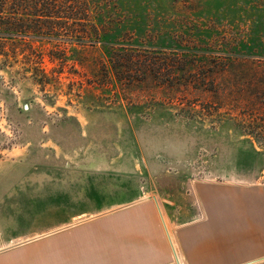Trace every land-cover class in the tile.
Segmentation results:
<instances>
[{
  "label": "rangeland",
  "instance_id": "obj_1",
  "mask_svg": "<svg viewBox=\"0 0 264 264\" xmlns=\"http://www.w3.org/2000/svg\"><path fill=\"white\" fill-rule=\"evenodd\" d=\"M89 1L0 55V250L149 196L173 230L201 181L264 183V0ZM69 233L32 264H70Z\"/></svg>",
  "mask_w": 264,
  "mask_h": 264
},
{
  "label": "crops",
  "instance_id": "obj_2",
  "mask_svg": "<svg viewBox=\"0 0 264 264\" xmlns=\"http://www.w3.org/2000/svg\"><path fill=\"white\" fill-rule=\"evenodd\" d=\"M194 192L199 215L173 230L149 196L1 249L0 264H32V250L68 231L86 239L71 246L70 264H264V183L201 181Z\"/></svg>",
  "mask_w": 264,
  "mask_h": 264
},
{
  "label": "trees",
  "instance_id": "obj_3",
  "mask_svg": "<svg viewBox=\"0 0 264 264\" xmlns=\"http://www.w3.org/2000/svg\"><path fill=\"white\" fill-rule=\"evenodd\" d=\"M90 9L89 0H0V55L5 60L8 59L7 48L17 42L21 43L16 38L28 43L26 41L28 35L41 39L44 35H53L57 31L71 32L68 19L86 18ZM81 31L82 33L76 36L85 38V34H90L89 31ZM93 32L99 33L97 29ZM13 47L12 51L15 52L19 46ZM30 59L33 60L31 57ZM35 68L37 70L34 74L35 80L44 82L47 79L46 72Z\"/></svg>",
  "mask_w": 264,
  "mask_h": 264
}]
</instances>
